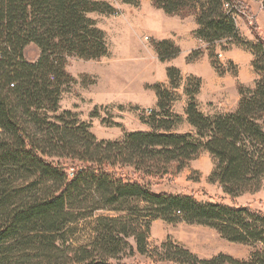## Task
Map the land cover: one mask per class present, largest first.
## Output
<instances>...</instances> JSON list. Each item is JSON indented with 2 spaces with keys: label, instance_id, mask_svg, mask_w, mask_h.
I'll return each instance as SVG.
<instances>
[{
  "label": "trees",
  "instance_id": "16d2710c",
  "mask_svg": "<svg viewBox=\"0 0 264 264\" xmlns=\"http://www.w3.org/2000/svg\"><path fill=\"white\" fill-rule=\"evenodd\" d=\"M225 1L242 5L239 0H152L169 15L192 12L198 24L194 34L204 42L236 35ZM116 12L105 0H0V264H127V251L151 253L150 228L159 218L209 226L228 241L264 247L262 213L201 203L188 194L157 193L149 181L163 177L173 162L183 169L206 150L215 161L209 179L226 194L259 188L264 77L254 88L240 86L235 111L214 115L201 111L196 95L202 81L195 78L196 89L186 88L187 120L195 131L187 133L173 131L182 117L170 110L174 94L161 83L148 86L161 109L149 121L152 129L125 131L118 140H99L90 122L61 110L64 87L74 81L68 59L96 60L109 53L106 31L93 14ZM255 31L264 45L256 25ZM30 44L40 50L34 62L25 57ZM156 49L162 60L180 51L169 40L156 42ZM167 74L176 89L180 69L169 66ZM81 221L88 235L72 238ZM160 248L159 259L175 264H264V252L249 260L225 253L201 258L170 237Z\"/></svg>",
  "mask_w": 264,
  "mask_h": 264
},
{
  "label": "rangeland",
  "instance_id": "374dc122",
  "mask_svg": "<svg viewBox=\"0 0 264 264\" xmlns=\"http://www.w3.org/2000/svg\"><path fill=\"white\" fill-rule=\"evenodd\" d=\"M105 1L110 3L117 12L113 14L95 13L93 17L97 20L99 27L106 31L109 53L107 56L96 60L79 57L68 59L67 70L74 77V81L65 85L60 106L61 110L69 109L77 113L81 120L90 122L92 124L91 130L99 140H118L121 139L125 131L149 129L151 127L149 121L152 115L161 112V109L155 105L156 107H149V109H152L149 112V109L146 110L147 106L133 105L132 103L127 104V106L117 103L95 105L94 100L97 99L96 95L101 86L110 87L108 93L116 94L117 96H120L123 91L130 92V90L134 89L133 86H137L140 77L137 74L135 62L132 59L127 61L124 56L141 53L144 57L150 58L156 55L157 59L154 63L152 62L151 67H154V71L158 73L161 63L176 58L180 51L173 58L166 60L160 58L155 42L157 36L152 30L151 25H153V22H149V16L156 10L163 13V15H166V13L157 9L152 0H140L138 5L126 4L121 0ZM239 1L242 5H238H240L244 14H240L237 17V21L234 22L236 35L209 42H204L197 38L204 46L194 49L190 57H187V61L201 59L202 55L207 53L217 71L224 73L225 70H228L236 75L237 66L233 62L225 60V54L231 49H235L241 54H251L253 58L252 65L257 79L253 86L239 85L238 91L240 93V86L246 89L254 88L256 82L264 77V45H261L255 33L257 32L255 31L256 25L258 32L264 36V0ZM178 16L194 17L196 19L192 12ZM156 23L158 26H163L164 24L161 20ZM219 53H222L223 57H219ZM39 56L40 50L34 44H30L26 48L25 57L27 60L34 62ZM254 62L257 64L258 69L255 68ZM195 78L197 77H184L181 73V80L176 89L172 87L169 77L167 82H155L161 83L163 87L170 88L173 91L174 96L169 103L170 110L178 115H180L179 112H183V115H180L182 120L176 125L174 132L187 133L195 131L185 116L186 109L185 112L183 110L184 97H186L187 103L189 100L186 88L189 90L196 89L197 79ZM149 85L146 84V88H149ZM155 100L156 94L154 90L145 93L144 102L155 103ZM120 106H123V108ZM93 113L96 115L92 116ZM116 123L120 125H116ZM260 123L264 129V117L260 120ZM177 167L178 163L173 162L169 165V169L163 177L149 179L151 189L157 193L188 194L201 203L216 202L226 205L248 206L253 212L264 215V177L260 181L259 188L232 197L226 194L217 184L210 181L209 177L215 168V161L206 150H202L183 169L178 170ZM232 198H238V201H233L234 199ZM240 202H247V204ZM75 228L76 231L72 238L85 239L89 233L86 221H81L80 225ZM216 232L214 228L205 225L189 224L183 220L169 222L159 218L152 222L150 228L148 248L151 253L140 254L136 252L131 255L127 251L123 256V261L127 264H175L170 261L160 260L159 255H156L158 252H162L160 247L169 237L175 243L183 245L199 256L196 253L197 250L207 247L211 248L214 236L217 237L216 234L218 232ZM224 241L231 247L237 245L241 250H247L245 258L231 255L240 260H249L254 252H264V247L261 243L250 245L231 242L227 239ZM130 242L134 245L132 239H130ZM236 252L240 251L236 250Z\"/></svg>",
  "mask_w": 264,
  "mask_h": 264
},
{
  "label": "crops",
  "instance_id": "0c3cea01",
  "mask_svg": "<svg viewBox=\"0 0 264 264\" xmlns=\"http://www.w3.org/2000/svg\"><path fill=\"white\" fill-rule=\"evenodd\" d=\"M158 19L164 22L163 26L157 25L156 22L159 21ZM150 21L153 22V25H151L152 30L157 36L155 42L169 40L180 49V54L170 61L161 63L158 73L154 71V67H151L152 62L154 63V61L157 59L156 55L151 56L150 58L144 57L141 53L138 55L124 56V59H127V61L132 59V61L135 62L133 63L136 66L135 68L137 74H139L140 77L139 83L137 86H133L134 89L130 90V92H121L120 96L108 93L110 87L108 88L107 86H101L98 94L96 95L97 99L94 100L95 105L117 103L127 106V104L132 103L133 105H145L147 106L146 110H148L149 107H156L158 106L157 95L155 103L144 102L145 93L153 91L152 89L146 88L145 85H151L157 81L167 82V67L175 66L180 69L184 77L196 76L201 78L202 85L199 94L197 95V101L203 113L206 115H214L216 113L236 110L241 97L238 91V86H253L255 84V80L257 79L252 65L253 58L251 54L245 55L241 54L235 49L229 50L225 54V60L233 62L237 66V74L235 75L228 70H225L224 73H221L214 67L207 53H204L201 59L187 61V57H190L194 49L204 46V44L199 39H197L194 34V31L198 26L194 17H181L178 15H169L167 13L166 15H163V13L156 10V12L149 16V22ZM185 98L186 97L183 99L184 112L187 107V100ZM179 113L180 115H183V112ZM185 116L187 117V115ZM150 130L151 127L145 130H130L129 132ZM215 184H217L222 189L218 183ZM232 199H234L233 201H238V198ZM240 203L247 204V202ZM216 235L217 237L214 236L215 238L212 240L213 243L211 244V248L207 247L205 249L202 248V250H197L196 253L199 254V257L209 259L218 255L219 253H225L240 258H245L247 256V250H244L242 246L241 248L243 250H241L237 245H233L231 247L224 241L226 239H224L220 234L217 233ZM236 250H239L240 252L237 253Z\"/></svg>",
  "mask_w": 264,
  "mask_h": 264
},
{
  "label": "built area",
  "instance_id": "2783aa9c",
  "mask_svg": "<svg viewBox=\"0 0 264 264\" xmlns=\"http://www.w3.org/2000/svg\"><path fill=\"white\" fill-rule=\"evenodd\" d=\"M223 9L227 15H230L233 18L234 22L237 21V17L240 14H244L240 5H238L237 3L232 2V1H225L223 4ZM218 56L223 57V54L219 53ZM148 111L151 112L152 109H149Z\"/></svg>",
  "mask_w": 264,
  "mask_h": 264
}]
</instances>
